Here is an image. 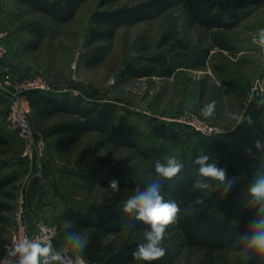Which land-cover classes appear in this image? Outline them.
Listing matches in <instances>:
<instances>
[{"label": "rangeland", "instance_id": "rangeland-1", "mask_svg": "<svg viewBox=\"0 0 264 264\" xmlns=\"http://www.w3.org/2000/svg\"><path fill=\"white\" fill-rule=\"evenodd\" d=\"M100 0H85L77 9L74 17L66 23H54L45 15L20 6L15 0L16 16L7 28L6 34L16 35L9 44V53L0 66V78L12 76L14 79H29L42 70L47 75L53 95L67 94L87 103L110 102L116 105L114 122H121L132 132V139L141 147L155 150L162 163L169 156H175L181 163L189 160L194 149L207 145L205 139L164 122L161 117H175L183 111H189L207 124L224 132L219 136L222 148L207 155L210 162L220 157H230L236 167L239 180L232 189L231 196L224 206L233 210L232 217L237 222L242 209L248 203L247 189L254 175L264 168V153L257 151L254 144L264 142V51L249 54L257 60H245L241 56H230L216 49L211 41L212 34H218L230 41V36L242 34V30L206 31L203 27L189 21L185 6L174 5L160 15L118 28L108 43L109 50L103 60L86 68L87 55L98 47L107 45L99 41L84 48L83 43L89 26L90 15L97 10ZM151 0H117L105 5L104 10L129 7ZM222 3L236 5L252 0H220ZM9 2V3H10ZM231 10V9H230ZM252 19L264 12V0H260L253 9ZM5 24V23H4ZM50 26L52 31L41 40L38 51L23 49L20 39L30 37V25ZM16 41V43H14ZM207 50L208 55L202 65L191 68L193 53ZM255 53V52H254ZM163 56L165 65H154L156 75L135 78L122 75L128 66L152 67L148 59ZM238 57V58H237ZM246 57V56H245ZM65 90V92H59ZM202 94V96H201ZM28 101L31 109L30 123L33 128L42 129L47 139V165L43 176L28 186L29 198L26 203V221L35 228L36 224L57 226V247L68 250L72 255L82 256V248L73 247L64 235L71 224L59 219L66 207L74 209L105 210L109 207H123L135 190L119 189L118 193L106 187L86 190L78 173L90 169L102 168L120 171L146 182L161 179L155 172L156 159L143 157L138 150L127 147H115L106 144L93 157L78 161L79 153L87 146L102 140L96 133H85L67 152L55 153L51 148L52 137L48 131L55 124L72 119L67 114L58 113L42 118L36 112L42 107L36 96L30 94ZM215 102L211 116L202 115V108ZM244 113L253 123L247 121L235 125L233 114ZM234 127V130H233ZM0 178L15 175L17 179L0 190V251L10 239L15 212V198L22 179L27 171L21 159L22 143L15 133L6 128V104L0 103ZM251 149V154L246 150ZM173 179V178H172ZM169 179H167L168 181ZM172 181V180H171ZM212 190L217 182L211 181ZM193 182L187 186L194 190ZM37 186V187H35ZM165 198L168 192L161 189ZM29 200V201H28ZM92 232L84 229L81 234L87 242ZM145 240L142 230L122 231L104 236L103 244L118 251L126 244ZM162 247H171L175 257L170 264H246L239 256L232 254L229 247L208 253L205 249L184 245L178 230L165 234ZM43 259V257H40ZM133 259L127 264H143ZM97 264V263H96Z\"/></svg>", "mask_w": 264, "mask_h": 264}, {"label": "trees", "instance_id": "trees-1", "mask_svg": "<svg viewBox=\"0 0 264 264\" xmlns=\"http://www.w3.org/2000/svg\"><path fill=\"white\" fill-rule=\"evenodd\" d=\"M26 5L30 11L39 12L48 17L54 23H66L70 21L79 6L85 0H19ZM117 0H100L97 10L89 18V26L83 46L88 48L96 42L103 41L107 45L98 47L94 52L87 55L84 61L86 68L100 63L109 50L108 43L113 39L115 31L124 25H132L137 22L148 20L160 15L166 9L181 4L185 6L189 21L203 27L206 31L213 29L229 30L245 20L251 13L253 6L260 0L243 1L236 5L224 4L220 0H151L129 7H120L112 10H104L103 7ZM231 9V10H230ZM52 31L50 26L42 24L30 25L28 33L31 39L24 43V50H36L43 38ZM212 44L229 54L234 53L229 41L218 34L211 35ZM208 55L207 50H197L193 53L194 62L191 68L199 67L204 63ZM166 59L163 56H153L148 63L153 65L145 67H126L122 75H129L135 78L155 76L154 65H165ZM40 101L42 107L36 115L42 118H49L55 114L62 113L72 119L55 124L48 131V136L53 138L51 148L55 153L67 152L85 133H96L102 140L93 145L85 147L78 155V161L93 157L106 144L115 147L133 148L139 151L143 157L154 158L162 163L157 152L151 148L141 147L132 139V132L121 122H114L116 105L110 102L87 103L77 97L67 94H46L32 92ZM3 99L0 97V103ZM207 145L202 148H195L189 160L183 162L182 171L173 179L161 178V189H165L168 195L166 201L174 200L179 208L176 220L166 226V234L178 230L182 236L183 243L189 247L205 249L208 253L227 246L231 251H239L243 245L237 243L240 237L247 232L248 225L255 208L247 205L242 209L239 219L234 222L232 208L224 206V201L231 196L232 190L227 195L222 190H214L208 194L197 190L188 189L187 186L196 179L198 166L194 163L199 155H207L218 152L222 148V141L219 137L206 140ZM0 142H3L0 137ZM218 167L224 168L228 175L236 174L237 170L228 156L217 159ZM163 164V163H162ZM264 172V168L262 169ZM83 187L92 190L98 187L110 188V181L117 180L119 189L135 190L139 187L144 190L152 182H146L132 175L116 170L95 168L78 173ZM17 179L15 175L3 176L0 178V190ZM172 180V181H171ZM202 196L205 199L204 205H193V201ZM59 219L71 224V227L64 230L68 233H78L84 229H91L86 246L82 248L81 255L89 263L97 264H127L134 258L133 251L140 243L139 240L126 244L118 251L110 249L103 244V238L109 234H116L122 231L150 230V225L135 219V215L123 212V207H109L105 210L74 209L66 207L59 215ZM165 255L150 264H170L175 257V251L171 247H165ZM42 260V259H41ZM53 264V263H52ZM143 264H149L145 262ZM246 264H264L259 258L247 260Z\"/></svg>", "mask_w": 264, "mask_h": 264}, {"label": "clouds", "instance_id": "clouds-1", "mask_svg": "<svg viewBox=\"0 0 264 264\" xmlns=\"http://www.w3.org/2000/svg\"><path fill=\"white\" fill-rule=\"evenodd\" d=\"M261 47H264V28L259 30V39L257 41ZM215 102L209 103L202 108V115L211 116L214 112ZM232 119L236 121L235 125L253 123L250 116L245 117L244 113L233 114ZM234 130V127H233ZM257 151L264 153V142L257 140L254 144ZM251 154L252 150L247 149ZM194 163L198 166L196 179L193 182V189L201 193L212 190L211 181L217 182L216 190H222L223 195H227L237 184L239 177H229L226 169L218 167L215 161L210 162L208 155H199ZM183 169V164L175 156H169L166 163L159 161L155 164L157 177L163 179H172ZM119 182L110 181V188L113 193L119 192ZM248 203L255 208V214L249 222L248 230L237 241L243 247L237 251L233 249L234 255L242 260L259 258L264 261V172L254 175L251 184L247 189ZM205 199L202 196L193 201V205H204ZM123 212L129 215L134 214L137 221L150 225V230L145 232V242L137 245L132 256L135 260L152 262L162 258L166 250L162 247L165 239L166 226L176 220L180 208L174 200L166 201L161 194V180H154L147 188L141 190L135 189V194L128 198L123 205ZM66 239L75 248L86 246V239L78 233H68ZM11 256L19 257L16 264H52L59 259V256L51 248L41 247L39 243L24 241L13 247L9 253ZM40 257H43L41 260Z\"/></svg>", "mask_w": 264, "mask_h": 264}, {"label": "built area", "instance_id": "built-area-1", "mask_svg": "<svg viewBox=\"0 0 264 264\" xmlns=\"http://www.w3.org/2000/svg\"><path fill=\"white\" fill-rule=\"evenodd\" d=\"M256 44L264 51V47H261L258 42ZM8 53L5 33L0 27V66H3ZM32 92L55 93L49 86L44 71L38 70L32 77L24 80L14 79L10 75L0 78V97L6 104V128L15 133L21 141L23 146L21 159L27 167L15 198V212L12 218L13 227L10 239L0 251V264H16L19 254L11 256L9 253L15 245L24 241L39 243L41 247L51 248L59 256L58 260L52 262L53 264H95L87 262L82 256L72 255L68 250L59 249L57 247L56 225L38 223L33 228L26 221L27 187L31 182L38 181L43 176L48 162L46 134L42 129L33 128L30 123L31 109L28 96ZM59 92H65V90ZM160 119L205 140L224 134L222 130L205 123L186 110L175 117H161Z\"/></svg>", "mask_w": 264, "mask_h": 264}, {"label": "crops", "instance_id": "crops-1", "mask_svg": "<svg viewBox=\"0 0 264 264\" xmlns=\"http://www.w3.org/2000/svg\"><path fill=\"white\" fill-rule=\"evenodd\" d=\"M9 2H10V0H1L0 1V25L3 26V29H5V30L6 29L9 30V28H7L6 25H8V23H10V21H12V19H14L16 14H17L16 13V8H17L16 5L14 6V4L12 5L11 2L10 3ZM15 2L18 3L20 6L26 7L29 10V8L26 5L22 4L19 0H15ZM255 13H256V11L252 10V13L245 20L240 22L234 28L229 29L231 32L233 30H238V29L243 31L241 35H237V36L232 35L229 37L231 39L229 41V43L233 47L234 53L229 54L228 52L221 50V49L215 47L214 45L213 46L216 49H218V50H220L226 54H229L230 56H241V58H243L247 61L252 60L251 61L252 63H253V61L257 60V58H254L253 56L251 57L249 54H256L257 51L260 52L259 46L256 44V42L259 39V30L264 28V12L259 14V15H256V17H254L255 19H252L253 18L252 14H255ZM28 35H29V33H28ZM13 38H15V40H17L16 35L11 34V33H9V31H7V33L5 34V43H6V45H8V48H9L10 42H13V40H12ZM29 39H31V36L20 39V42L18 41L17 43H20L23 46V44L26 41H28ZM14 43H16V41H14ZM39 47H40V45H39ZM39 47L36 49L37 51H38ZM36 50L29 51V52H35ZM253 65H254V63H253ZM151 66H153V65H151ZM150 77H153V76H150ZM141 78H145V77H141ZM201 96H202V94H201ZM28 187H30V189H31L33 187V185H30ZM28 187H27V198H29V192H30L29 191L30 189L28 190ZM35 187H37V186H35Z\"/></svg>", "mask_w": 264, "mask_h": 264}]
</instances>
